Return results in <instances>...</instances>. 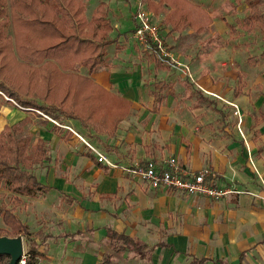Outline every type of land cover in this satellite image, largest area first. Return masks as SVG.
I'll return each mask as SVG.
<instances>
[{
	"label": "crops",
	"instance_id": "0c3cea01",
	"mask_svg": "<svg viewBox=\"0 0 264 264\" xmlns=\"http://www.w3.org/2000/svg\"><path fill=\"white\" fill-rule=\"evenodd\" d=\"M100 1L106 3V0ZM112 1L120 4V1ZM137 2L142 3L141 0H133L132 10ZM142 5L151 18L159 23L161 29H169L161 23L165 11L154 14L145 3ZM244 11L245 8L242 13ZM213 22L211 19L208 26ZM185 30L191 31L188 27L183 31ZM130 35L132 38L131 32ZM121 38L119 36L118 39ZM171 51L178 56L179 61L188 66L192 81L162 62H141L144 57H140L141 52L132 46H123L114 53L108 66L100 67L88 75L95 84L120 96L129 104L127 114L117 122L112 135L88 129L89 134L91 138L104 137L105 145H110H104V150L116 154L117 160L123 162L122 165L126 168L133 162H143L146 159L160 161L162 158L173 156L181 165L191 170L205 166L211 168L215 173L216 185L232 184L241 192L221 201H211L163 187L151 189L130 175L126 169L121 177L119 171H113L104 164H96L94 156L87 151L80 153L90 160L91 171L99 179L97 192L87 199L72 198L74 201H80L84 213L83 224L81 228L56 235V238L61 237L68 241L81 239L82 244L75 246L78 253L74 259L78 264H264V129L262 132L257 128L262 133L260 136L251 133L264 122V86L259 88L261 100L255 114H248L247 120L238 116L237 120L231 122L237 130L233 128L230 131L227 129L230 127L228 120L220 110L224 106L222 102H226L229 95L228 90L222 89L221 82L214 83L211 75L195 71L192 63L184 61L177 51ZM144 76L151 77V85H146ZM173 76L180 77L190 84L196 93V100L214 105L215 113H219L221 118L218 123L208 125L209 130L204 129L198 136L183 131V127L180 133L175 129L171 134L172 125L162 122L159 133L155 132L160 145L153 148L154 142L152 143V137L148 133L153 119H150V123L144 128H140L135 118L145 112L153 118L162 113V101L168 97L173 100L176 95L171 88L175 84ZM158 81L168 84L170 93L153 106L151 91L153 83ZM145 102L150 104L151 109L141 107ZM169 111L172 115V108ZM39 118L41 122L45 119L41 116ZM46 120L42 123L51 121L47 118ZM64 121L77 123L72 119ZM250 125L256 127L250 129ZM71 130L73 135L79 136L72 128ZM32 137L34 140L39 138L44 141L47 157L42 162L48 161L50 148L47 146V140L33 135ZM120 140H124L128 145L122 143V146H118ZM164 145L167 146L162 149ZM125 149H132L133 154L135 153L129 157L134 160L131 163H128L124 155H120V152L125 154ZM53 181L52 184H41L47 185L49 190L66 191L63 186L68 183H64L62 178L57 177ZM114 198L117 201L116 206L109 208L107 204L114 201ZM108 231L127 235L144 244L146 249H149L144 255L145 258L133 256V253L126 249L117 251L121 242L110 240ZM105 258L107 261H104Z\"/></svg>",
	"mask_w": 264,
	"mask_h": 264
},
{
	"label": "trees",
	"instance_id": "16d2710c",
	"mask_svg": "<svg viewBox=\"0 0 264 264\" xmlns=\"http://www.w3.org/2000/svg\"><path fill=\"white\" fill-rule=\"evenodd\" d=\"M6 1L10 3L9 19L3 15L5 1L0 0V95L21 110L44 117L42 122L46 118L53 121L54 129L72 119L81 128L112 135L129 104L88 77L92 71L108 66L104 48L115 42L107 34L113 28L107 18V5L97 1L87 13V4L92 0ZM153 1L141 0L154 14L165 11L161 23L178 36L186 27L192 34H201L211 22L206 10L190 0ZM236 1L246 5L243 16L235 20L236 27L244 32L264 31V13L260 10L264 0ZM77 66L84 67L83 75ZM168 89L162 81L153 83V106L170 93ZM46 157L44 141L34 140L28 131L23 133L15 125L0 130V187L9 193L6 200L0 198V221L4 226L0 227V236L29 234L14 208L21 202L19 196L37 198L49 190L29 170ZM107 236L121 242L117 251L126 249L139 258H145L149 251L127 235L108 231ZM37 256V246L29 245L24 264H31ZM8 263L9 257L0 254V264Z\"/></svg>",
	"mask_w": 264,
	"mask_h": 264
},
{
	"label": "rangeland",
	"instance_id": "374dc122",
	"mask_svg": "<svg viewBox=\"0 0 264 264\" xmlns=\"http://www.w3.org/2000/svg\"><path fill=\"white\" fill-rule=\"evenodd\" d=\"M4 1L3 8L5 10L3 15L6 19H9L10 3ZM97 1L100 0H93L87 4V13L95 6L94 4ZM117 1H120V4L112 0H106L105 3L108 7L107 18L113 27L107 34L110 38L115 39V42L104 48L108 62L112 61V56L117 50H121L123 46H132V48L134 47L141 52L140 57H144L141 62L143 60L145 63L153 61L157 64L158 60L153 54L144 49L140 51L132 41L130 32L133 21L130 12L133 11L131 8L133 0ZM190 1L207 11L212 21H214L213 24L204 28L201 34L198 35L185 30L178 36L175 32H168V28L161 29L165 44L170 50L177 51V54L184 61L191 62L196 69L195 71L199 70L200 72L203 71L204 74L211 75L214 83L219 81L222 83V89L228 90L229 95L226 102H222L224 106L220 110L225 114V119L228 120L230 127H227V129L232 131L234 126L231 125V122L234 119L237 120L240 116L241 119L247 120L248 114H255L256 108L260 105L259 88L264 86V31L250 30L244 32L236 27L235 20L243 16L242 12L245 8V5L239 1ZM261 10L264 12V5ZM230 25L234 30H228L227 26ZM5 32L10 33L9 26L5 29ZM119 36L122 37L120 40L118 39ZM255 56L260 57L259 59H251ZM176 57L178 56L176 55ZM76 68L79 73L85 72L84 67L79 68L77 66ZM149 73L147 75H150ZM161 77L165 79L164 76ZM173 77L175 84L171 88L176 92V95L173 100L168 97L162 101L161 106L164 108L162 113L153 118L151 114L145 112L146 114H141L135 118V122L141 126H136V128H144L150 123V119H153L152 126L148 130L149 136L152 137L151 141L154 142L153 148L160 145L158 142L159 137L155 132H158L162 122L163 124L172 125H170L171 134L175 129H177V131L175 130L177 133H180V129L183 127V131L198 136L197 134L202 133L204 129L209 130L208 125L218 123L217 121L221 118L219 113H215L214 105L196 100V93L190 84H187L180 77ZM144 78L147 82L146 85H151V77L144 76ZM141 107L151 109L150 104L147 102ZM171 108L172 115L169 111ZM51 124H53L51 121L43 124L41 118L36 116L35 112L23 111L16 107L11 100L8 101L0 95V130L5 126L15 125L19 126L23 133L28 131L34 137H42L47 140V146L50 148V159L32 166L29 170L34 173L40 183L52 184L57 177L62 178L64 183H68V185L63 186L66 189V191H62L63 193L56 189H50L46 195L40 198L33 199L19 196L21 202L14 208V212L27 225L29 230L27 236L19 235L23 245V253L29 245H36L40 255L35 257L31 264H78L74 259V256L78 253L75 246L82 244L81 239L68 241L61 237L56 238V235L65 231L70 232V229L81 228L83 224L84 213L80 201L77 199V201H74L72 198L87 199L97 192L99 179L91 171L90 160L85 159L80 154L86 151L92 154L85 143H88L100 153H104L111 164L106 166L113 171H119L121 177H123L126 167L122 165L123 162L117 160L118 156L116 154L111 153L110 150H104V147L108 146L104 143L106 140L104 137H100V139L98 137L91 138L89 130L82 129L75 122L62 121L58 124L60 125L59 128L55 129ZM66 127H71L80 138L73 135ZM254 127L256 125H250V129H254ZM257 128L262 131L264 122L251 132L260 136L262 133ZM234 129L237 130L236 126ZM122 143H125V141L120 140L118 146H122ZM125 145L128 144L125 143ZM166 146L164 145L161 148L164 149ZM124 151L125 154L120 152V155H124L128 159V163L134 161L132 157L129 158L131 154L135 155L132 152L133 150L125 149ZM0 194L2 200H6L5 197L9 196V193L1 187ZM116 203L117 201L114 198V201L108 203L107 206L109 208L115 207ZM0 227L4 228L1 221Z\"/></svg>",
	"mask_w": 264,
	"mask_h": 264
},
{
	"label": "built area",
	"instance_id": "2783aa9c",
	"mask_svg": "<svg viewBox=\"0 0 264 264\" xmlns=\"http://www.w3.org/2000/svg\"><path fill=\"white\" fill-rule=\"evenodd\" d=\"M135 4L130 14L133 21L131 33L134 43L139 48L153 54L159 62L174 68L181 76L192 81L188 66L179 61L170 48L166 46L159 23L151 18L148 11L142 7V3L137 2ZM66 128L72 131L71 128ZM85 144L88 145L97 163L111 165L103 153L95 150L88 143ZM126 171L151 189L163 187L184 195H196L211 201H221L241 192L232 184L216 185L215 173L211 168L205 166L197 170H191L181 165L173 156L162 158L160 161L146 159L143 162H133L126 168ZM262 186L264 193V184ZM23 257L24 253L22 251L17 264H24Z\"/></svg>",
	"mask_w": 264,
	"mask_h": 264
},
{
	"label": "water",
	"instance_id": "95a60500",
	"mask_svg": "<svg viewBox=\"0 0 264 264\" xmlns=\"http://www.w3.org/2000/svg\"><path fill=\"white\" fill-rule=\"evenodd\" d=\"M22 246V241L19 236H0V254L7 255L9 257L8 264H17L22 255Z\"/></svg>",
	"mask_w": 264,
	"mask_h": 264
}]
</instances>
